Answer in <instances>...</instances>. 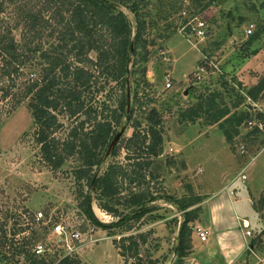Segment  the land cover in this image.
<instances>
[{"label": "rangeland", "instance_id": "obj_1", "mask_svg": "<svg viewBox=\"0 0 264 264\" xmlns=\"http://www.w3.org/2000/svg\"><path fill=\"white\" fill-rule=\"evenodd\" d=\"M41 1L0 0V35L5 33L6 27L10 28L19 50L27 56L16 77L0 74V226L3 224L7 236L14 240L30 239L31 248L37 241L45 243L50 248L45 254L48 261L65 254L81 264H138V258L143 264H150V261L175 264L178 231L186 214L193 210L195 219L187 223L191 230L189 253L193 248L195 264H209L207 257L213 255V251L221 253L222 246L212 234L205 245L202 244L204 242L193 228L202 226L204 213L206 219H211V205L218 204L221 206L218 214L228 220L225 227L236 230L234 218L237 212L230 206L224 184L244 168L246 179L238 178L230 184L235 194L233 199L240 200L245 209L247 206L253 219L263 205L264 126L251 133L253 127L242 123L239 134L229 142L218 123L208 125L203 116L188 122L181 114L195 105L199 97L205 98L213 92L220 93L216 101L221 106H228L230 114L249 110L251 117L257 120L258 111H264V89L256 100L248 95V91L264 78V0H143L138 5V19L145 23L146 50L135 47L130 55L125 85L128 104L117 127V135L120 134L119 142L123 146L132 134V122L137 121V128L143 131L151 124L148 117L155 111L158 115L155 120H160L157 128L161 131L162 146L160 153L151 157L148 166H127L132 160L126 156L135 153L120 147L115 155L108 150L102 163L94 168L95 175L99 176L109 164L120 163L128 170L133 168L134 173L145 174L140 187H128L130 189L122 196L140 189L148 190L154 198L146 205L152 208L151 212L139 220L125 221L106 229L83 215L77 207L79 187L72 172L79 162L70 158L61 168L52 170L40 158L39 146L34 139L35 125L28 106L30 99L23 96L24 88L30 79H38L43 74V68L48 65L41 53L48 50L54 54L51 50L62 43L59 31L64 26L53 24L51 35L50 28L44 29L40 37L24 34L23 10L39 9ZM118 8L135 26L136 19L129 7L119 5ZM44 16L48 17V13ZM2 17L9 18L7 23L1 22ZM193 17L206 21L208 27L204 38L188 36L181 29ZM250 24L254 27L247 34ZM254 34L258 36L249 44L248 40ZM27 48L31 51H26ZM88 56L95 60L94 52ZM66 59L74 61L70 55ZM201 65L205 71L198 69ZM86 66L97 80L96 88L103 86L94 92V103L115 107L120 88L114 81L105 80L94 67ZM165 74L170 76L169 88L165 86ZM240 97V104L234 107ZM106 113L109 111L104 110ZM82 118L83 115L58 113L60 127L53 136L60 142L67 139ZM241 147L245 148L244 153H241ZM86 189L84 186L83 190ZM89 191L95 195L93 189ZM195 197L200 198L198 203H193ZM240 205L235 204L238 211ZM116 207L121 214L130 212L128 207ZM91 209L94 218L103 224L119 218L105 212L94 198ZM38 211L45 216V223L28 224L33 213ZM57 222L66 230L60 241L52 232V226ZM22 228L24 230L17 232ZM13 231L16 234L12 236ZM76 231L81 233V241L71 238L70 234ZM140 233L146 235V240L139 242L138 257H131L128 251L121 256L120 238L133 235L137 239ZM240 237L237 227V235L231 236V244H237ZM123 244L128 245V241ZM208 247L211 250L206 252ZM70 248L73 250L69 251ZM0 264H27V261L22 255L13 260L0 256ZM239 264L262 263L253 257L245 259L244 263L241 259Z\"/></svg>", "mask_w": 264, "mask_h": 264}, {"label": "trees", "instance_id": "obj_2", "mask_svg": "<svg viewBox=\"0 0 264 264\" xmlns=\"http://www.w3.org/2000/svg\"><path fill=\"white\" fill-rule=\"evenodd\" d=\"M143 0H42L39 9H24L21 19L25 35L40 37L44 29L50 28L52 34L53 24H63L59 31V43L51 51L44 50L41 57L48 66L43 68V74L38 79H30L24 88L23 96H29L28 106L35 125L34 139L39 146L40 158L52 170L61 168L70 158H75L79 165L73 169V178L78 184L79 197L78 209L86 217L104 229L121 225L125 221L139 220L152 208L146 206L153 200L148 190H131L126 196H122L128 187H140L145 181V174L134 173L131 167H143L151 164V157L157 156L161 151L162 135L157 125L160 120H155V111L148 117L150 125L139 130L137 121L132 122L133 131L130 137L125 139L122 146L117 136V127L120 125L128 104L126 93V75L129 72L128 65L130 55L135 47L146 50V42L143 40L145 23L138 19L137 7ZM124 5L134 13L135 26L118 6ZM1 7V4H0ZM2 10L0 9V12ZM48 13V17L44 16ZM8 17H2L1 22L7 23ZM5 33L0 35V74L2 76H14L19 74L20 66L25 64L27 56L21 53L18 44L12 36L11 29L5 28ZM254 34L248 40L250 44L257 38ZM31 51L27 48L26 51ZM32 50H37L33 48ZM95 53V60L88 55ZM147 53V52H146ZM70 55L74 61L70 62L66 56ZM86 64L94 67L98 73L104 75L105 80L114 81L120 88V94L115 107L103 106V103H94V92H98L103 86L96 88L97 80ZM264 89L262 78L249 91L248 95L256 100ZM4 96L7 92H3ZM219 92L208 94L205 98L199 97L197 103L182 112V117L188 122H194L196 118L203 116L205 123L212 125L218 123L226 141H231L239 134L242 123L251 117L249 110L238 114L231 113L228 106L220 105L216 99ZM239 98L234 107L241 102ZM104 110L109 113L104 114ZM67 112L70 116L83 115L78 124L73 127L69 137L62 142L53 136L54 131L60 127L57 119L58 113ZM261 117L259 114L257 115ZM259 131L257 127L251 133ZM120 147L132 151L133 155H127L132 160L128 170L120 163H112L103 173L96 176L94 168L102 163L104 154L110 150L115 155ZM144 157V158H143ZM86 186V191L83 187ZM90 189H93L94 196ZM98 201L100 208L105 212L119 217L117 221L109 224L98 222L92 213V199ZM199 197H195L193 203H198ZM116 205L128 207L130 212L121 214ZM186 214L178 231V243L176 247L177 261L175 264H184V258L191 249V230L187 223L195 219V213ZM194 214V215H193ZM3 225V224H2ZM0 226V256L3 259L13 260L22 255L27 264H48L45 259H39L33 255L30 247V239L22 238L14 240L8 237L4 226ZM22 227V226H21ZM19 230V231H18ZM24 230L17 229V232ZM13 231L11 235H15ZM128 245H124V241ZM146 235L140 233L138 238L133 235L120 238L118 249L120 255L125 256L124 251L131 253V257H138L139 242H145ZM8 253V254H7ZM138 264L141 263L138 258ZM59 264H81L79 260L64 257ZM150 264H153L150 261Z\"/></svg>", "mask_w": 264, "mask_h": 264}, {"label": "built area", "instance_id": "obj_3", "mask_svg": "<svg viewBox=\"0 0 264 264\" xmlns=\"http://www.w3.org/2000/svg\"><path fill=\"white\" fill-rule=\"evenodd\" d=\"M207 24L204 19H200L198 17H193L187 20L184 25L182 26V30L188 35V36H194L197 38H204L207 33ZM254 27L253 24L249 25V28H247L246 33L250 34L252 32V28ZM200 71H205V68L203 65L199 66L198 68ZM170 76L169 74L164 75V80H165V86L166 88H169L171 86V81H170ZM260 115L261 117L257 116V120H255L254 117H250L247 119L244 123L247 124L248 127H257L258 130L263 129L264 126V111L259 110L257 115ZM254 118V119H253ZM243 123V124H244ZM245 152V148L241 147V153ZM244 169V168H243ZM243 169L232 179H230L224 186L223 188L230 194H234V190L231 189V185L238 179L240 178L242 181L246 179V175L243 173ZM231 184V185H230ZM44 224L45 223V216L41 211L33 213L32 217L30 218L28 224L32 225H38V224ZM243 228H246L244 231V235L246 238H248V241L245 244V251L251 256V258H255L259 263L264 264V228L259 229V230H254L250 228L249 224L243 220L241 222ZM194 233L197 235V237L201 240L204 241L207 238L208 231L200 226H196L193 228ZM52 232L56 234L58 241H60V236L62 234H66L65 227L62 223L57 222L54 223L52 226ZM81 233L76 231L72 232L70 234L71 238L81 241L80 239ZM70 247V246H68ZM50 248L43 243L42 241H37L33 244L31 248V252L33 253L34 256H36L39 259H45L46 258V253H48ZM73 250L70 248L69 251ZM65 255V254H64ZM58 256L55 257L52 260H47L48 264H59L60 261L64 257H71V256ZM71 255V254H70Z\"/></svg>", "mask_w": 264, "mask_h": 264}, {"label": "crops", "instance_id": "obj_4", "mask_svg": "<svg viewBox=\"0 0 264 264\" xmlns=\"http://www.w3.org/2000/svg\"><path fill=\"white\" fill-rule=\"evenodd\" d=\"M225 185V184H224ZM228 198L230 200V206L235 209L237 212L234 221L239 229L241 237L239 238V242L235 245L231 244V236L237 235V227L236 230H233L232 228L225 227V223L228 221L227 217L221 216L218 214V209L221 207L218 204H212L211 205V219L205 218V213H204V218H202V228L206 229L208 231L207 238L202 244L205 245V242H207V239L209 237V234L214 235L216 242H219L220 245L222 246V252H216L213 251L211 256H208L206 259V263L209 264H239L240 260L245 259H251V256L245 251V244L248 241V238L245 237L244 231L246 228H243L241 222L245 220L250 228L254 230H259L264 228V200H263V205L261 208H259L260 212L255 216L254 219L251 217V210L249 211L247 206L246 209L244 208V205H240L241 201H237L236 199H233L235 194L230 195L227 192ZM246 198V197H245ZM235 204L240 205L239 206V211L235 208ZM253 208V207H252ZM255 219H260L258 221H255ZM194 243V240H193ZM209 247L206 250V252H209ZM185 264H195V260H193V248L192 252L189 253V255L186 257V263Z\"/></svg>", "mask_w": 264, "mask_h": 264}, {"label": "water", "instance_id": "obj_5", "mask_svg": "<svg viewBox=\"0 0 264 264\" xmlns=\"http://www.w3.org/2000/svg\"><path fill=\"white\" fill-rule=\"evenodd\" d=\"M185 93H187V90H185ZM119 135V134H118ZM118 135L114 138V141L116 140V138L118 137Z\"/></svg>", "mask_w": 264, "mask_h": 264}]
</instances>
